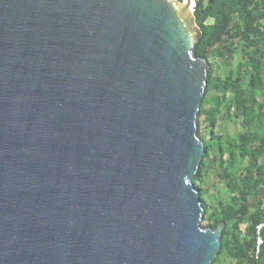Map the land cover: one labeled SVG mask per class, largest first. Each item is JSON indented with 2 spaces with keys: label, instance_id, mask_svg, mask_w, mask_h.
I'll return each mask as SVG.
<instances>
[{
  "label": "water",
  "instance_id": "95a60500",
  "mask_svg": "<svg viewBox=\"0 0 264 264\" xmlns=\"http://www.w3.org/2000/svg\"><path fill=\"white\" fill-rule=\"evenodd\" d=\"M198 5L0 0V264L214 263Z\"/></svg>",
  "mask_w": 264,
  "mask_h": 264
},
{
  "label": "trees",
  "instance_id": "16d2710c",
  "mask_svg": "<svg viewBox=\"0 0 264 264\" xmlns=\"http://www.w3.org/2000/svg\"><path fill=\"white\" fill-rule=\"evenodd\" d=\"M194 14L195 53L210 63L199 114L205 151L193 178L202 225L225 223L213 264H264V0H199Z\"/></svg>",
  "mask_w": 264,
  "mask_h": 264
},
{
  "label": "rangeland",
  "instance_id": "374dc122",
  "mask_svg": "<svg viewBox=\"0 0 264 264\" xmlns=\"http://www.w3.org/2000/svg\"><path fill=\"white\" fill-rule=\"evenodd\" d=\"M221 131V124L219 126V129ZM228 133L230 135H236L239 131H240V122H237V124H234V123H231L229 126H228ZM212 176V175H211ZM221 188V186H219ZM212 193H216L214 190Z\"/></svg>",
  "mask_w": 264,
  "mask_h": 264
},
{
  "label": "built area",
  "instance_id": "2783aa9c",
  "mask_svg": "<svg viewBox=\"0 0 264 264\" xmlns=\"http://www.w3.org/2000/svg\"><path fill=\"white\" fill-rule=\"evenodd\" d=\"M264 227V224H262V225H260V226H258V231L260 232L261 231V229ZM261 243H262V239L259 237V239H258V246H260L261 245Z\"/></svg>",
  "mask_w": 264,
  "mask_h": 264
},
{
  "label": "bare ground",
  "instance_id": "6f19581e",
  "mask_svg": "<svg viewBox=\"0 0 264 264\" xmlns=\"http://www.w3.org/2000/svg\"><path fill=\"white\" fill-rule=\"evenodd\" d=\"M193 6H194V4H193ZM192 10V9H191Z\"/></svg>",
  "mask_w": 264,
  "mask_h": 264
}]
</instances>
